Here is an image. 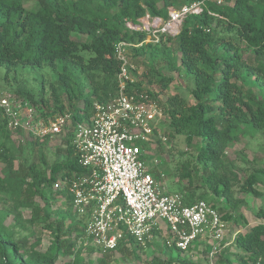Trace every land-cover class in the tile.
<instances>
[{"label":"trees","instance_id":"1","mask_svg":"<svg viewBox=\"0 0 264 264\" xmlns=\"http://www.w3.org/2000/svg\"><path fill=\"white\" fill-rule=\"evenodd\" d=\"M25 2L0 0V75L12 81L13 94L44 117L70 113L74 122L87 123L94 103L107 102L117 92L120 63L115 46L120 41L138 45L131 49L132 55L150 62L143 76L132 72L136 81L128 85L129 92L145 91L163 108L170 138L184 137L189 146L199 141L197 161L208 191L195 199L196 194L187 190L185 203L204 200L223 213L224 221L246 229L236 232L233 246L238 252L233 256L222 253L216 264H264V209L256 213L261 221L249 226L240 212L245 199L235 200L233 194L237 186L240 193L264 198V164L242 181L234 163L225 160L227 150L241 139L264 136V0H223L221 5L209 0H35V8L30 9ZM199 2L205 3L202 13L188 14L180 33L175 38L163 35L159 43H147L146 33L125 25L147 14L169 19L170 8L181 10ZM172 40L176 49L167 44ZM244 48L254 54L251 63L244 58ZM165 69L185 71L192 83L193 104L178 93L162 101L160 94L150 89L158 85L162 93L169 90L174 78L167 76ZM28 72H37L36 88L20 84L19 77ZM49 139L41 143L30 137L26 145L15 147L0 110V162L4 164L0 196L17 211L12 224L8 223L10 210L0 212V264H56L62 256L72 259L68 264L85 261L81 249L91 241L85 239L91 215L78 218L73 196L55 185L89 172L73 144V128L62 137L53 162L45 152ZM35 148L38 162L30 156ZM154 176L160 179L155 172ZM181 176L192 177L190 171ZM219 201L224 202L221 209ZM60 202L62 206L55 208ZM22 209L30 210L32 223L51 232L52 243L45 249L40 248V240L28 244L17 238L15 228ZM127 244L134 253L141 248L125 235L116 251L130 253ZM88 250L91 254L95 251ZM165 250H170L172 257L154 259L151 264H190L182 260L184 251L175 245H167ZM112 252H104L96 264H110Z\"/></svg>","mask_w":264,"mask_h":264},{"label":"built area","instance_id":"2","mask_svg":"<svg viewBox=\"0 0 264 264\" xmlns=\"http://www.w3.org/2000/svg\"><path fill=\"white\" fill-rule=\"evenodd\" d=\"M204 7L205 3L199 2L181 10L170 8L169 19L147 14L138 22L126 21L125 25L132 31L146 33L147 43H159L163 35L175 38L181 31L182 20L188 14H201ZM134 46L138 45L126 41L115 46L120 63L117 92L107 102L94 103L87 123L74 122L70 113L44 117L12 93L0 97V110L12 138L22 142L30 137L53 139L73 128V143L89 173L60 181L55 188L69 191L75 211L91 212L85 229V239L91 241L86 244L91 243L101 252L116 251L125 235L145 244L154 230H167L172 234L168 245L187 252L202 236L209 235V264H216V258L233 244L235 237L222 246L226 222L206 201L187 205L182 194L162 192L149 160L157 166L153 148L158 143V133L169 125V120L145 91L128 90V85L136 81L132 75L136 68L131 61Z\"/></svg>","mask_w":264,"mask_h":264},{"label":"rangeland","instance_id":"3","mask_svg":"<svg viewBox=\"0 0 264 264\" xmlns=\"http://www.w3.org/2000/svg\"><path fill=\"white\" fill-rule=\"evenodd\" d=\"M214 2L220 0H213ZM223 1V0H221ZM27 8H35V0H26L25 2ZM86 41V39H84ZM147 42H149L147 40ZM168 46H171L173 49H176V42H167ZM245 60H248L250 63L254 61V54L251 50L244 48ZM131 61L134 64L138 76H143L147 71V66H149L150 60L148 58H136L131 55ZM257 65L258 63H254ZM38 73H41L37 71ZM35 73H23L20 77V84L26 83L27 88L33 89L36 88L37 82L34 77L37 76ZM164 73L173 77L174 81L171 84L168 91L161 92V89L158 85H152L150 87L156 93L160 94V99L165 101L169 96L175 94H181L183 97L187 98L190 104L194 103L193 98L190 95V87L192 86L191 79L189 76L183 72H170L165 69ZM142 78V77H140ZM14 86L12 81L4 80L0 75V97L5 94L12 93L11 88ZM56 114L55 116H57ZM169 125L163 127L158 133V143L153 148V159L156 157L158 159L157 166L152 160H149L150 165L155 168V173L158 174L160 179H157L160 184L162 192L168 193H180L183 197H186L190 190L196 194L195 199H198L200 195L207 193L208 188L203 182V168L201 163L197 161L198 150L197 144L199 141L193 143L192 146H189L184 137L168 136ZM167 138V141H163V138ZM13 145L17 147L18 145H26L25 142H22L18 139H13ZM21 141V142H20ZM41 143L45 140H40ZM62 136L49 139L48 143L45 145V152L49 161L53 162L56 158V149L61 145ZM29 151V150H28ZM27 151V152H28ZM21 155V154H19ZM31 160L38 162L39 154L38 148H35V152L31 153ZM226 162H233L235 165L236 172L240 180L244 181L247 177V174L254 168L262 166L264 164V136L256 135L253 138H243L240 142L229 148L225 154ZM18 164V163H17ZM4 164L0 162V177L2 176V168ZM186 171H190L192 177L187 178L181 176L185 174ZM157 176V177H158ZM240 187H234L233 194L235 200L245 199V206L240 209V212L246 217L249 226L255 225L261 220L256 217V213L261 209H264V198L255 199L249 195L239 192ZM38 202L41 201L38 199ZM42 204V203H41ZM62 206L61 202L58 203L55 208ZM64 206V205H63ZM224 206V202H218V208L221 209ZM8 208V209H7ZM64 208V207H63ZM10 210V211H9ZM74 210V209H73ZM9 211L12 215L8 219V223H13V217L17 214L15 211L14 204L8 202L6 198L0 196V212ZM21 220L15 228L17 233V238L24 239L28 244H34L36 241H41L42 249H45L48 245L52 243V234L48 229L42 228L40 224H34L31 220V212L29 209L21 210ZM90 214L91 212L86 211L85 213L79 214L78 218H82L83 215ZM223 215V213H220ZM91 220V216L90 219ZM264 222V220L262 219ZM227 226L226 239L222 243V246H225L227 241H231L236 237V232L244 233L246 229L238 227L233 224L231 221H225ZM89 224V223H88ZM86 229V228H85ZM238 233V232H237ZM172 240V234L167 230H156V234H152L145 244H141L138 252L130 250L132 247L130 244H127L125 249L131 251L130 253L115 251L109 253V263L110 264H151L154 259L164 260L170 259L172 253L170 250H165V247ZM212 239L209 235L202 236L198 242L194 245V248H191L187 252H184L182 255V260H186L190 264H209V250L211 247ZM81 244L78 245V247ZM93 248L95 251L91 254L88 249ZM82 250V257L85 259L83 264H96V260L101 258L104 255V252L92 247L91 243L84 245ZM226 252L236 254L238 252L237 248L231 244L230 246L224 248L223 254ZM72 259L69 256H62L56 264H68ZM217 260V258H216ZM215 260V262H216ZM74 261V259H73ZM218 261V260H217ZM234 264H238L235 262Z\"/></svg>","mask_w":264,"mask_h":264},{"label":"crops","instance_id":"4","mask_svg":"<svg viewBox=\"0 0 264 264\" xmlns=\"http://www.w3.org/2000/svg\"><path fill=\"white\" fill-rule=\"evenodd\" d=\"M54 116H55V115H54ZM54 116H53V117H54ZM53 117H52V118H53ZM70 130H71V128H70ZM70 130H69V131H70ZM68 133H69V132H67L66 134L61 135V136L64 137V136H66ZM73 141H74V134H73ZM73 144H74V143H73ZM74 146H75V145H74ZM88 172H89V171H88ZM71 180H72V179H71Z\"/></svg>","mask_w":264,"mask_h":264}]
</instances>
